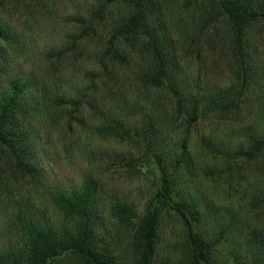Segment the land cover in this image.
I'll list each match as a JSON object with an SVG mask.
<instances>
[{
    "label": "rangeland",
    "instance_id": "rangeland-1",
    "mask_svg": "<svg viewBox=\"0 0 264 264\" xmlns=\"http://www.w3.org/2000/svg\"><path fill=\"white\" fill-rule=\"evenodd\" d=\"M48 1L39 19L27 14L24 7L9 6L0 13L8 31L16 33L19 41L8 52V76L28 73L46 87L49 97L55 92L66 95L58 109L33 100L36 108L28 111L23 123L22 138L36 167L35 176L11 167L0 152V247L20 246L19 211L58 224L61 217L51 195L92 181L99 243L120 264H128L130 231L112 218L110 206L125 202L135 213L144 212L160 189L155 154L172 174L174 192L212 217L207 230L219 264L229 255L243 256L247 236L264 242V206L251 202L253 194L264 193V155L250 160L236 153L245 150L249 137L264 128V27L257 25L252 33L256 82L235 117L211 114L188 125L184 116H177L174 101L164 90L147 91L137 82L136 75L144 65L138 53L130 54L125 68L107 66L103 71L100 57L112 26L124 13L121 6L108 7L85 36L73 17L89 18L97 9V0ZM159 1L175 43L176 71L182 81L194 91L202 87L208 92L233 83L235 60L226 26L217 23L210 27L200 47H190L186 41L191 18L181 9L182 0ZM25 31L31 33L30 39L22 37ZM72 41H77V46L64 57H44L48 49L70 48ZM6 81V76H0V89ZM116 120L124 123L122 137L102 135L99 129ZM150 126L158 135L157 142L148 147L145 136ZM210 147L223 154L212 153ZM183 151L184 160L177 163ZM174 164L180 168L175 169ZM185 252L182 224L173 211L164 210L154 264H180ZM59 264L76 263L66 258Z\"/></svg>",
    "mask_w": 264,
    "mask_h": 264
},
{
    "label": "trees",
    "instance_id": "trees-1",
    "mask_svg": "<svg viewBox=\"0 0 264 264\" xmlns=\"http://www.w3.org/2000/svg\"><path fill=\"white\" fill-rule=\"evenodd\" d=\"M48 5V0H0V13L9 6L24 7L27 14L39 19L44 16ZM113 5L121 6L124 13L112 26L100 57L103 71L108 69L107 66L125 68L130 54L136 52L144 64L136 75L137 82L147 91L164 90L174 101L177 116H184L186 124L211 114L222 118L235 117L256 82L257 57L253 59L251 39L257 25L264 27V0H182L181 9L191 18L186 41L190 47H200L204 34L217 23L227 28L236 80L227 88L210 92L202 87L194 91L179 77L175 43L168 33L159 0H97V9L89 18L77 16L73 17V22L86 36L93 21L102 20L104 12ZM6 26L0 19V76L7 77L5 86L0 89V152L7 157L11 167L33 177L37 170L28 158L22 138L27 113L36 108L33 100L40 101L44 107L61 108L66 95L55 92L49 97L46 87L36 83L28 73L8 76V57H11L8 52H12L19 41L18 35L9 32ZM22 37L30 39L31 33L25 31ZM71 45L65 49H48L43 53L44 57L60 59L77 46V41H72ZM123 130L124 123L118 120L99 129L102 135L114 137H122ZM146 132L147 146L151 147L157 142L158 131L150 126ZM209 150L223 154L211 147ZM236 153L250 160L264 155V128L249 137L245 150ZM185 154L183 151L177 163L184 160ZM154 157L159 168L160 189L146 204L144 212L135 213L133 206L125 202L110 206L112 218L130 231L128 264L155 263L164 210L173 211L183 227L186 252L180 264H219L207 230L212 217L206 209L174 192L170 180L172 174L162 165L158 154ZM173 166L180 168L178 164ZM95 194L92 181H84L78 189L53 193L52 204L61 217L58 224L45 223L28 211H19L16 221L20 246L0 247V264H59L66 258L73 259L76 264H120L99 243L94 214ZM251 202L264 206V193L253 194ZM242 248L243 256L240 253L239 257L229 255L223 264H264V242L260 237L247 236Z\"/></svg>",
    "mask_w": 264,
    "mask_h": 264
}]
</instances>
